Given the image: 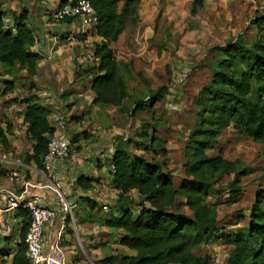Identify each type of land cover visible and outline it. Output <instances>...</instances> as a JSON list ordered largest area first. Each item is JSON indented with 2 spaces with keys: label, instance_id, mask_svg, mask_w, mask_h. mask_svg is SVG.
<instances>
[{
  "label": "trees",
  "instance_id": "16d2710c",
  "mask_svg": "<svg viewBox=\"0 0 264 264\" xmlns=\"http://www.w3.org/2000/svg\"><path fill=\"white\" fill-rule=\"evenodd\" d=\"M90 1L99 16L95 34L102 38L96 42L95 49L99 62L90 70L94 102L123 111L126 100L133 98L124 76L128 64L117 58L111 44L118 41L128 24L138 25L142 0ZM205 1L193 0L190 13L196 15ZM3 15L0 11V64L5 68L25 66L29 74H36L41 55L32 50L36 36L27 23V11L17 14L10 27L6 26ZM70 18L73 17L66 19ZM250 25L256 30L253 41L247 38V29L243 30L225 45L213 46L214 57L205 59L212 78L202 86L195 100L198 112L184 144L185 177L178 186L167 163L158 159L160 152L167 154V142L149 132L150 123L143 125L141 135L147 140L146 149L154 153L151 158L132 154L128 148L116 147L112 182L119 192L117 204L123 209L119 214L109 215L105 225L124 230L118 242L133 254L109 256L104 263L114 264L120 260L121 264H208L210 256H197L194 249L218 241L232 246L229 264H264V189L259 191L251 208L248 226L231 231L219 225L218 201H209L219 198L226 190L231 196L230 201L236 202L243 193L242 179L249 174V167L226 158L222 150L215 156L208 153L217 147L220 135L234 122L242 107L251 105L255 108V127L250 137L264 143V10L256 11ZM5 82L6 92L14 89L13 81ZM169 90V85L150 89L148 96L133 98V105L127 112L135 116L142 111H154L155 104L162 101ZM21 102L26 104L24 118L28 123V136L33 141V149L25 153L23 161L43 168L54 132L49 121L51 109L37 94L25 97ZM9 127H4L0 118V145L4 149L10 146ZM72 140L77 142L79 134ZM3 170L0 166V176ZM224 176L230 178L224 181ZM93 182L91 176L84 175L77 180L85 190L91 189ZM133 190L138 193V205L141 206L137 213L129 207L134 202ZM87 200L91 208L96 207V201ZM179 204L184 205L182 210L176 209ZM21 210V241L10 264H31L25 241L31 213L23 206ZM6 254H10L9 251L0 247V255Z\"/></svg>",
  "mask_w": 264,
  "mask_h": 264
},
{
  "label": "rangeland",
  "instance_id": "374dc122",
  "mask_svg": "<svg viewBox=\"0 0 264 264\" xmlns=\"http://www.w3.org/2000/svg\"><path fill=\"white\" fill-rule=\"evenodd\" d=\"M211 1L212 7H216L215 12L201 11L193 16L190 13L192 0H142L140 22L136 26L127 25L121 40L114 42L115 53L117 56L127 58L128 68L124 76L134 99L148 96L150 89H156L161 85H169V93L162 101L155 104L154 111H142L135 116H130L127 112L133 105V98L126 100V109L123 111L113 106L108 116L107 108L102 110L106 116L102 112L93 113L88 104L89 100L80 101L78 98L70 104V109L73 104L77 106L74 115L70 117V109L67 111L69 104L66 106L65 101L59 102L64 113L57 112L51 119L55 121V118L60 116L65 121L66 132L71 142L72 157L80 151L72 140L75 133L70 136L68 131L69 122L75 121V118L79 117L84 121L79 125L86 128L87 135L92 133L94 126L111 124L110 127H114L115 132L112 135L116 144L115 149L116 147L128 148L132 154H143L148 158H151L154 153L146 149L147 140L141 133L143 125L150 123L149 132L156 133L161 139L167 141V154L161 155L160 152L158 159L167 163L168 169L173 173L176 186L181 183L185 177L183 148L193 129L198 112L195 100L202 86L212 78L209 63L205 62V59L214 57L215 54L211 50L213 46L225 45L243 30L247 29V38L253 41L256 30L250 25V21L256 11L264 10V0ZM31 17L32 15L29 18ZM85 62L83 64L77 62L81 72L79 76L86 71L90 72L93 66L89 59L86 58ZM84 65L86 68L83 67ZM85 80L87 81V78ZM255 120V108L251 105L242 107L234 122L220 135L217 147L208 151L210 156H215L222 150L226 158L237 160L241 165L249 167V174L242 179L243 193L236 202L230 201L231 196L226 190L219 198L209 199L210 202L218 201L219 225L226 231L248 226L251 208L259 191L264 189V144L255 142L250 137V132L255 127ZM83 132L84 130L79 134ZM24 141L25 149H27L28 139ZM24 153L25 151L22 150L9 156L21 158ZM112 165L113 162L109 165L111 171H113ZM106 168H108L107 163ZM229 178L224 176L223 180L227 181ZM109 188L112 190L111 187ZM131 195L134 202L130 203L129 207L137 213L141 208L138 205L139 196L138 193L136 196L133 192ZM112 196L114 194H110L107 200L112 201ZM114 200H117V197ZM111 203H103L100 205L101 209L97 208L95 214H98V219L105 215V211H110V208L114 206ZM106 204L110 207L108 210L103 208ZM183 208L182 204L176 207L177 210ZM77 213L78 210L75 211L76 218ZM74 232L76 243L83 249L76 231ZM230 250L228 245L218 241L202 244L194 249L197 255L208 254L213 260L216 257L219 258L218 263L214 261L216 264H228L226 256ZM102 251L103 255L99 264H107L103 260L109 256L124 254L121 250L113 248L109 252L107 248H102ZM114 264H121V261H116Z\"/></svg>",
  "mask_w": 264,
  "mask_h": 264
},
{
  "label": "crops",
  "instance_id": "0c3cea01",
  "mask_svg": "<svg viewBox=\"0 0 264 264\" xmlns=\"http://www.w3.org/2000/svg\"><path fill=\"white\" fill-rule=\"evenodd\" d=\"M67 2L69 0H0V11H3L4 21L8 27L14 25V17L17 14L19 15L24 10L27 11V23L34 30L36 36L32 50L41 55L37 72L34 75L29 74L25 66L5 68L0 64V118L4 127L10 125V146L8 149H4L0 145V166L4 169L3 175L0 176V193L7 190L20 193L26 190L29 195L53 208H58V204L55 191L44 168H40L35 163L23 161L25 153L32 151L33 141L28 136V123L24 118L26 104L22 103L21 100L32 94L39 95L41 102L51 109L50 123L53 114L64 113L59 106V102L63 101L66 102V106L69 104L67 111L70 109V104L78 98L80 101L89 100L88 104L93 113L98 112L100 114L102 112L106 116L102 110L107 108L108 116L111 113V108H114L112 105L94 102L95 92L92 89L93 74L91 71L84 70V72L86 71L83 73L85 76H79L81 72L78 65L86 61L84 56L86 44L90 41L98 42L101 39L95 34V29L82 27L78 18L60 21L54 19V12ZM211 4V0H206L197 14L201 11L215 12L216 7H212ZM30 15H32L31 18H29ZM123 34L124 32L118 41L121 40ZM111 46L114 48V42ZM117 58L127 63V58L122 56H117ZM83 67L86 68L85 65ZM6 80L13 81L15 85L14 89L9 92L5 90ZM76 109L77 106L73 104L69 113L70 117L74 115ZM75 121L69 122L70 136L72 133L79 134V132L86 130L82 125H79L80 122L84 123V121L79 117L78 119L75 118ZM110 125L94 126L91 130L92 133L85 134V136L79 134V140L75 143L80 151L70 159L59 160L54 165L58 184L70 199L79 202V209L75 221L67 220L63 224L57 218L53 225H47L44 230V243L48 245L53 241L59 242L71 264H99L103 255L102 248H107L108 252L113 248L121 250L123 253L133 254V251L118 242V236L123 234L124 230L105 225V220L112 214L113 209L114 214H119L123 209L117 204V200H114L115 197L118 199L116 194L118 195L119 192L113 185V175L109 166L116 145L112 137L115 133L114 127H110ZM97 129L100 130L97 131ZM94 135L95 137H93ZM92 138L93 140H91ZM24 139H28L27 149H25ZM22 150L25 151L21 157L22 160L20 157L12 158L9 156ZM3 155L8 157V161L3 159ZM106 163L108 168H106ZM83 175L91 176L94 179V186L89 190H85L77 184V180ZM110 194L115 196H112V201L107 200ZM133 194L137 196L135 190H133ZM87 198L96 201L95 208H91ZM109 202H112L114 208L108 206L110 213L105 211V215L98 219V214H95L97 208L101 209L100 205ZM3 207L4 204L0 203V247L9 251L10 254L0 255V264H10L17 244L21 241L23 215L21 206L10 208L7 211H4ZM74 231H76L83 249L76 243ZM228 246L232 250V246ZM229 253L226 256L227 262ZM214 261L218 263L219 258L216 257L214 260L210 258L208 264H216Z\"/></svg>",
  "mask_w": 264,
  "mask_h": 264
},
{
  "label": "built area",
  "instance_id": "2783aa9c",
  "mask_svg": "<svg viewBox=\"0 0 264 264\" xmlns=\"http://www.w3.org/2000/svg\"><path fill=\"white\" fill-rule=\"evenodd\" d=\"M56 21L69 17L78 18L84 28L95 29L99 16L90 0H69L61 5L53 14ZM102 40V38L99 36ZM85 56L93 65H97L99 58L95 54L96 43L90 41L86 44ZM54 132L50 137L48 151L44 156V171L55 191L58 208H53L41 203L37 198L32 197L26 190L18 193L7 190L0 193V203L4 204V211L13 207L23 206L31 213V222L26 234L27 254L31 264H71L65 250L59 242L44 243V230L47 225H53L55 221L65 224L67 220L75 221V211L79 209V202L70 199L57 182L55 163L59 160H67L72 157L71 142L66 132V123L62 117L57 116L51 121ZM8 157L3 155V159ZM113 171L115 165H112ZM108 210V205L103 206Z\"/></svg>",
  "mask_w": 264,
  "mask_h": 264
}]
</instances>
